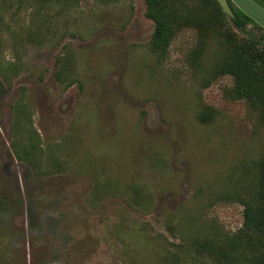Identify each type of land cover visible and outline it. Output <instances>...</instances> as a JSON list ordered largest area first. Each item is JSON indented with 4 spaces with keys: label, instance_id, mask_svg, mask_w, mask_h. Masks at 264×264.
I'll return each mask as SVG.
<instances>
[{
    "label": "rangeland",
    "instance_id": "1",
    "mask_svg": "<svg viewBox=\"0 0 264 264\" xmlns=\"http://www.w3.org/2000/svg\"><path fill=\"white\" fill-rule=\"evenodd\" d=\"M152 30L143 0H0V264H252L214 251L264 127L213 77L219 40Z\"/></svg>",
    "mask_w": 264,
    "mask_h": 264
},
{
    "label": "trees",
    "instance_id": "2",
    "mask_svg": "<svg viewBox=\"0 0 264 264\" xmlns=\"http://www.w3.org/2000/svg\"><path fill=\"white\" fill-rule=\"evenodd\" d=\"M264 6L260 1L256 0ZM144 17L153 24L149 45L152 51L163 53L182 23L195 29L199 39H217L223 55L211 66L213 77L227 76L231 87L227 94L231 100H242L249 111L255 113L264 127V45L238 37L229 28L224 14L215 0H143ZM229 20L242 30L248 24L262 30L236 8ZM202 120L201 115L199 116ZM257 181L249 200L243 203L242 225L237 234L222 246H215L220 260L232 259L235 251L243 247L252 264H264V148L256 162ZM213 248V247H211ZM208 251V246L206 247Z\"/></svg>",
    "mask_w": 264,
    "mask_h": 264
},
{
    "label": "water",
    "instance_id": "3",
    "mask_svg": "<svg viewBox=\"0 0 264 264\" xmlns=\"http://www.w3.org/2000/svg\"><path fill=\"white\" fill-rule=\"evenodd\" d=\"M221 12L229 19L234 18L229 7L231 3L239 12L251 20L255 25L264 30V6L255 0H215Z\"/></svg>",
    "mask_w": 264,
    "mask_h": 264
},
{
    "label": "flooded vegetation",
    "instance_id": "4",
    "mask_svg": "<svg viewBox=\"0 0 264 264\" xmlns=\"http://www.w3.org/2000/svg\"><path fill=\"white\" fill-rule=\"evenodd\" d=\"M256 1V0H255ZM258 1H260L262 4H264V0H258ZM257 2V1H256ZM259 3V2H258ZM261 5V4H260Z\"/></svg>",
    "mask_w": 264,
    "mask_h": 264
}]
</instances>
